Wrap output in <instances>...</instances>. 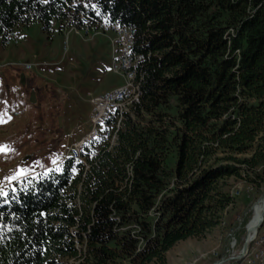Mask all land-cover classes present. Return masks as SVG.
Wrapping results in <instances>:
<instances>
[{
	"label": "trees",
	"instance_id": "16d2710c",
	"mask_svg": "<svg viewBox=\"0 0 264 264\" xmlns=\"http://www.w3.org/2000/svg\"><path fill=\"white\" fill-rule=\"evenodd\" d=\"M34 22L133 29L138 95L82 160L0 202V264H167L236 205L235 182L264 188V0H0L4 41Z\"/></svg>",
	"mask_w": 264,
	"mask_h": 264
},
{
	"label": "rangeland",
	"instance_id": "374dc122",
	"mask_svg": "<svg viewBox=\"0 0 264 264\" xmlns=\"http://www.w3.org/2000/svg\"><path fill=\"white\" fill-rule=\"evenodd\" d=\"M15 34L17 40L9 41L0 34V115L5 121L0 146L8 148L0 152V185L12 183L13 188L29 174L59 165L91 130V100L125 84L122 73L114 71L117 34L111 29L69 27L48 34L34 22ZM20 170L23 175L17 176ZM232 194L237 203L221 223L205 237L178 242L168 251L167 264L242 263L247 238L254 235L247 226L264 200V188L257 194L238 181ZM263 229L264 219L258 227Z\"/></svg>",
	"mask_w": 264,
	"mask_h": 264
},
{
	"label": "built area",
	"instance_id": "2783aa9c",
	"mask_svg": "<svg viewBox=\"0 0 264 264\" xmlns=\"http://www.w3.org/2000/svg\"><path fill=\"white\" fill-rule=\"evenodd\" d=\"M105 29H111L117 34L115 38V46H117L114 49V53H116L114 71L116 73H122L125 78V84L103 95H98L91 100L93 107L89 118L91 130L79 142L73 144V151L67 152L68 154L66 153L65 159L76 157L78 160H82L81 154L85 144L99 135L100 128L108 120L112 112L114 110H126L130 102L138 95V86L135 83V61L132 56L135 32L131 28L117 24L106 27ZM77 33L80 34L78 30ZM10 38L17 40L18 36L12 33ZM22 65L25 69L31 67L29 64ZM107 137L110 139L111 144H113L115 141L113 129L108 131ZM25 178H27V176L17 181L20 186H23ZM5 189H8L9 193V191L13 189L12 183L0 185V193H5ZM6 195L0 194V202ZM246 242L247 245L239 257L242 259L241 264H264V229L261 231L257 230L254 237L251 240L247 238Z\"/></svg>",
	"mask_w": 264,
	"mask_h": 264
},
{
	"label": "bare ground",
	"instance_id": "6f19581e",
	"mask_svg": "<svg viewBox=\"0 0 264 264\" xmlns=\"http://www.w3.org/2000/svg\"><path fill=\"white\" fill-rule=\"evenodd\" d=\"M263 219H264V200L254 207L253 218L250 221V223H248L249 225L247 226V228L251 235L252 233L254 235L256 234L257 232L256 230H258V227H260ZM254 235L250 236L248 239L251 240L254 237Z\"/></svg>",
	"mask_w": 264,
	"mask_h": 264
},
{
	"label": "snow or ice",
	"instance_id": "6c2138e0",
	"mask_svg": "<svg viewBox=\"0 0 264 264\" xmlns=\"http://www.w3.org/2000/svg\"><path fill=\"white\" fill-rule=\"evenodd\" d=\"M6 115V114H5ZM10 118V117H9ZM2 122H5L4 121V117H3V115H0V123H2ZM8 150V148H7V146H0V152H4V151H7ZM53 163H55V161H53ZM19 175H23V170H20L18 173H17V176H19ZM16 178V176H12V177H9L8 179H15ZM0 194H4V195H6V193H0Z\"/></svg>",
	"mask_w": 264,
	"mask_h": 264
},
{
	"label": "water",
	"instance_id": "95a60500",
	"mask_svg": "<svg viewBox=\"0 0 264 264\" xmlns=\"http://www.w3.org/2000/svg\"><path fill=\"white\" fill-rule=\"evenodd\" d=\"M246 245H247V242H246V244H245V247H246Z\"/></svg>",
	"mask_w": 264,
	"mask_h": 264
}]
</instances>
